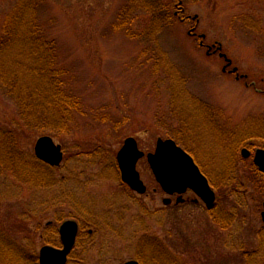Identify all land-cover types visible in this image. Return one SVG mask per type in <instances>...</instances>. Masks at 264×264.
<instances>
[{"label": "rangeland", "instance_id": "1", "mask_svg": "<svg viewBox=\"0 0 264 264\" xmlns=\"http://www.w3.org/2000/svg\"><path fill=\"white\" fill-rule=\"evenodd\" d=\"M179 4L194 22L180 21ZM196 16L197 33L224 45L256 86L225 76L221 57L190 37ZM6 26H39L54 43L80 104L68 127L36 102L30 42L7 39ZM261 73L264 0H0V232L37 264L43 247H62L68 221L80 229L68 264H264V177L241 155L264 150ZM44 136L63 148L59 168L35 155ZM128 138L146 154L159 139L179 142L215 208L166 205L147 158L137 166L146 194L130 190L117 161Z\"/></svg>", "mask_w": 264, "mask_h": 264}, {"label": "water", "instance_id": "2", "mask_svg": "<svg viewBox=\"0 0 264 264\" xmlns=\"http://www.w3.org/2000/svg\"><path fill=\"white\" fill-rule=\"evenodd\" d=\"M218 50L222 51V47ZM221 57H224L228 62V66L224 68V72H226L227 68L232 65V61L224 54ZM237 71L238 69H235L232 73ZM35 154L40 161L52 167H59L64 160L62 147L56 145L50 137H42L37 141ZM242 154L246 159L251 156L248 150H244ZM145 156V153L140 151L134 138H129L125 141L117 156L123 182L141 195L146 194L147 188L141 180L137 166L139 161ZM147 159L163 191L170 196L178 194L179 204L184 203L182 196L191 190L206 204L209 210L214 208L216 195L208 179L203 175L194 159L180 148L174 140L160 139L157 143L156 151L149 154ZM254 163L264 174V150L256 152ZM164 202L166 205L170 204V200H165ZM262 219L264 222V212ZM78 232L79 226L76 222L68 221L64 223L60 229L62 248L43 247L40 252L39 264H67L69 256L75 247ZM126 264L139 263L131 261Z\"/></svg>", "mask_w": 264, "mask_h": 264}, {"label": "trees", "instance_id": "3", "mask_svg": "<svg viewBox=\"0 0 264 264\" xmlns=\"http://www.w3.org/2000/svg\"><path fill=\"white\" fill-rule=\"evenodd\" d=\"M21 29L26 33L23 34ZM4 34L7 39L13 38L16 41L22 37V39H26V42H30L28 44L29 51L36 58L35 62L37 65L33 68V73L41 81V89L37 93L36 102L38 105L43 106L48 113L53 114L57 123L60 124L56 126L62 129L68 127V122L71 120V111L79 109L80 104L66 90L64 80V76L67 73L66 70L56 67V47L54 43L40 34L39 26H31V28L29 26H6ZM1 46H6V43H2ZM13 146L15 149L17 148L16 143H13ZM255 170L260 174L257 168ZM26 177L29 183L39 181L38 178H33L29 174H26ZM42 185L44 184L40 183L39 187H42ZM218 221L216 218L215 222L217 223ZM226 223H219V226H222V230H225L226 226L228 227ZM158 245L163 250V244L160 243ZM157 252L159 255L161 254V251L158 250ZM37 262V260L32 261L29 259L28 255L19 245L0 232V264H37Z\"/></svg>", "mask_w": 264, "mask_h": 264}, {"label": "flooded vegetation", "instance_id": "4", "mask_svg": "<svg viewBox=\"0 0 264 264\" xmlns=\"http://www.w3.org/2000/svg\"><path fill=\"white\" fill-rule=\"evenodd\" d=\"M180 1V0H179ZM178 8V11L176 12V16H178V18L180 19V21L182 22V23H185V22H187V21H189V22H194L193 21V19H191V18H183L184 17V15H185V9H184V7L182 6V5H180L179 4V6L177 7ZM195 26L194 27H192V29L191 30H193L194 28L196 29L191 35H190V37H192L193 39H195V40H198L199 41V44H200V47H202L203 49H206V51H207V53L208 52H211V55L209 56V57H214V56H216V55H218L219 57H220V52H217L216 53V50L219 48V46L220 45H222L220 42H218V40H210V38L207 36V34H205V33H202V34H198L197 33V31H198V29H197V24H198V21H196L195 23ZM256 27V26H255ZM203 35H205L206 37H205V39H202L200 36H203ZM202 43L204 44V46H202ZM210 48H212V50H210ZM223 53H224V48H223V51H222ZM222 60H223V63H224V67L227 65V63H226V61H225V59L224 58H221ZM230 59V58H229ZM233 61V63H232V65H231V67L230 68H228L227 69V72L224 74V75H231V71L232 70H234L235 68H238V72L235 74V77H236V79L238 80L239 79V77H240V79L239 80H243V81H245V85H246V87H248V88H250L249 86L250 85H252V87H254V86H256V83H254V82H252L251 81V83H250V79H251V75L250 74H244V73H242V70H241V68L240 67H238L237 66V64H236V62H235V60H232ZM224 69V68H223ZM258 75H264V74H258ZM255 90L257 91V92H259L260 94H264V90H258L257 88H255ZM248 150L249 151H251L249 148H248ZM253 150V149H252ZM259 150V149H258ZM189 193V192H188ZM188 193H186V194H188ZM186 194L184 195V197H183V200H184V203H182V204H185V203H188V202H191V203H194L195 201L194 200H191V201H189V200H187V199H185V196H186ZM175 199L176 198V205H179L177 202H178V200H177V196H173L172 198H171V201H170V204L169 205H172V203H173V200L172 199ZM194 204H196V203H194Z\"/></svg>", "mask_w": 264, "mask_h": 264}]
</instances>
